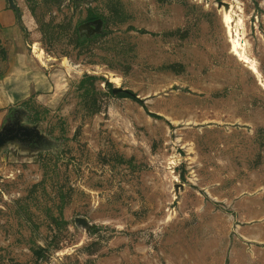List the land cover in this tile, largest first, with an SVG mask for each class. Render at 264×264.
Listing matches in <instances>:
<instances>
[{"label": "rangeland", "instance_id": "374dc122", "mask_svg": "<svg viewBox=\"0 0 264 264\" xmlns=\"http://www.w3.org/2000/svg\"><path fill=\"white\" fill-rule=\"evenodd\" d=\"M13 1L0 264H264V0Z\"/></svg>", "mask_w": 264, "mask_h": 264}, {"label": "crops", "instance_id": "0c3cea01", "mask_svg": "<svg viewBox=\"0 0 264 264\" xmlns=\"http://www.w3.org/2000/svg\"><path fill=\"white\" fill-rule=\"evenodd\" d=\"M18 21V15L10 2L0 0V39L6 32L14 29L18 25ZM36 92V83L28 81L26 77H9L0 80V114L3 115L0 120L4 118L7 109L17 107Z\"/></svg>", "mask_w": 264, "mask_h": 264}, {"label": "water", "instance_id": "95a60500", "mask_svg": "<svg viewBox=\"0 0 264 264\" xmlns=\"http://www.w3.org/2000/svg\"><path fill=\"white\" fill-rule=\"evenodd\" d=\"M10 4L14 7L12 0H8ZM114 93L129 92L123 90H113ZM130 93V92H129ZM134 96L132 93H130ZM135 97V96H134ZM136 98V97H135ZM18 113L13 116V119L4 125L0 131V148L5 146L9 142L19 141V142H29V143H40L41 134L35 127H28L22 125L20 122V115Z\"/></svg>", "mask_w": 264, "mask_h": 264}, {"label": "bare ground", "instance_id": "6f19581e", "mask_svg": "<svg viewBox=\"0 0 264 264\" xmlns=\"http://www.w3.org/2000/svg\"><path fill=\"white\" fill-rule=\"evenodd\" d=\"M223 20H224V23L226 24L227 28H228V32L230 34V23L232 22V19H231V14L229 12V9H225V12L223 13ZM231 43H232V52L235 54V55H238V57L241 59V60H244V62H249L248 58L244 55L243 52H241L240 50H242V45L240 44L239 42V38H234L231 40ZM34 50H36L34 48ZM33 50V52H34ZM38 57V56H37ZM40 59V58H39ZM251 68L254 72H256L255 68L253 67V65L251 64Z\"/></svg>", "mask_w": 264, "mask_h": 264}, {"label": "trees", "instance_id": "16d2710c", "mask_svg": "<svg viewBox=\"0 0 264 264\" xmlns=\"http://www.w3.org/2000/svg\"><path fill=\"white\" fill-rule=\"evenodd\" d=\"M118 96L121 98H130L134 101L139 102V100H137V98H135L134 96H132L129 92H120L118 93Z\"/></svg>", "mask_w": 264, "mask_h": 264}]
</instances>
